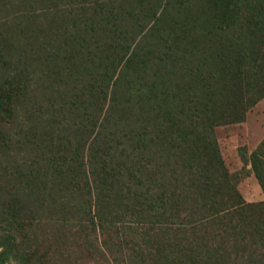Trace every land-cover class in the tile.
I'll use <instances>...</instances> for the list:
<instances>
[{
  "label": "trees",
  "instance_id": "1",
  "mask_svg": "<svg viewBox=\"0 0 264 264\" xmlns=\"http://www.w3.org/2000/svg\"><path fill=\"white\" fill-rule=\"evenodd\" d=\"M262 98L264 0H0V264H264Z\"/></svg>",
  "mask_w": 264,
  "mask_h": 264
},
{
  "label": "rangeland",
  "instance_id": "2",
  "mask_svg": "<svg viewBox=\"0 0 264 264\" xmlns=\"http://www.w3.org/2000/svg\"><path fill=\"white\" fill-rule=\"evenodd\" d=\"M216 135L226 166L236 174L242 196L248 202L263 201L264 192L247 159L264 141V98L247 111L244 121L217 126Z\"/></svg>",
  "mask_w": 264,
  "mask_h": 264
}]
</instances>
